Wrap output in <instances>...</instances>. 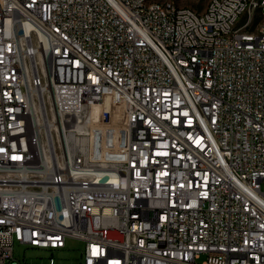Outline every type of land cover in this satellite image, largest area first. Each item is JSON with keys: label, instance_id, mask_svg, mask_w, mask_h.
<instances>
[{"label": "built area", "instance_id": "obj_1", "mask_svg": "<svg viewBox=\"0 0 264 264\" xmlns=\"http://www.w3.org/2000/svg\"><path fill=\"white\" fill-rule=\"evenodd\" d=\"M67 238L264 264V0H0V264Z\"/></svg>", "mask_w": 264, "mask_h": 264}, {"label": "rangeland", "instance_id": "obj_2", "mask_svg": "<svg viewBox=\"0 0 264 264\" xmlns=\"http://www.w3.org/2000/svg\"><path fill=\"white\" fill-rule=\"evenodd\" d=\"M179 6H189L196 11H201L205 7L208 0H171ZM115 115V113H114ZM116 116H121L118 111ZM122 124L120 123V126ZM84 241L67 238L63 248H37L29 244L19 243L13 244V253L10 260H6L4 264H49L50 258L54 264H80L83 257ZM204 256L198 260L200 262Z\"/></svg>", "mask_w": 264, "mask_h": 264}, {"label": "bare ground", "instance_id": "obj_3", "mask_svg": "<svg viewBox=\"0 0 264 264\" xmlns=\"http://www.w3.org/2000/svg\"><path fill=\"white\" fill-rule=\"evenodd\" d=\"M98 123H99L100 125H105L106 121H104V120H100V121H98ZM107 139H108V138H107Z\"/></svg>", "mask_w": 264, "mask_h": 264}]
</instances>
